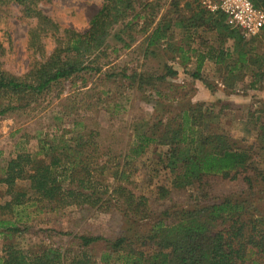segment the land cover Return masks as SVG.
I'll return each instance as SVG.
<instances>
[{"label": "trees", "instance_id": "16d2710c", "mask_svg": "<svg viewBox=\"0 0 264 264\" xmlns=\"http://www.w3.org/2000/svg\"><path fill=\"white\" fill-rule=\"evenodd\" d=\"M132 1L102 0L81 33L60 27L43 13L39 4L49 0H0V13L15 4L20 20L32 22L27 31V70L22 75L0 70V115L27 107L51 88H61L63 82L78 76L110 37L128 47L133 41L132 26L137 24L132 22L140 18L135 14L128 19ZM251 1L264 10V0ZM179 4L180 0H171L152 28V20L144 19L137 30L144 34V53L166 45L173 26L187 33L213 32L208 46L193 49L195 66L189 75L215 93L220 89L216 82H208L201 74L204 62L211 61L225 95L246 77L247 89L264 92V25L258 35L246 37L241 29L226 24L223 13L208 11L200 0L185 3L188 15ZM120 24L119 32L112 33ZM125 31L126 42L121 36ZM48 39L53 47L46 53ZM228 41L231 44L226 45ZM178 50L184 54L183 63L191 58L183 48ZM176 74L166 65L161 75L134 72L127 76L144 100H154L153 117L143 123V131L133 126L135 141L117 156L100 153L98 132L73 122L60 131L45 132L34 152L18 148L0 165L6 198L0 202V235L5 239L0 264H97L83 248L98 241L104 242L101 264H264V103L255 109L252 104L247 111L254 138L236 139L214 125L215 103L223 108L227 102H191L185 88L175 84L160 88L159 83ZM156 147L161 151L155 154L152 170L168 173L170 186L159 185L155 195L147 197L133 179L134 163L149 152L156 153ZM179 202L187 205L179 206ZM26 204H34L38 212L53 213L68 207L108 210L119 206L131 233L113 239L74 234L80 247L77 252L43 246L42 238L36 245L19 246L9 237L31 233V226L18 224L17 208ZM145 221L147 227L137 230L130 224Z\"/></svg>", "mask_w": 264, "mask_h": 264}, {"label": "rangeland", "instance_id": "374dc122", "mask_svg": "<svg viewBox=\"0 0 264 264\" xmlns=\"http://www.w3.org/2000/svg\"><path fill=\"white\" fill-rule=\"evenodd\" d=\"M192 1L180 0L179 5L187 15L190 10L185 3ZM170 2L171 0H133L128 19L135 14L140 18L132 22L137 24L132 26L133 41L128 47H124L122 42L110 37L107 45L91 56L92 63H89V67L78 76L63 82L61 88H51L37 102L0 115V165L13 157L18 148L22 147L34 152L38 138L45 132L60 131L68 128L73 122L81 123L98 132L96 140L101 149L100 153L117 156L135 141L133 126L138 125L139 129L142 128L140 131H143L146 128V124L143 123L151 122L153 117L154 100H144L135 85L130 84L127 76L134 72L161 75L166 65L176 69L177 74L159 83L160 88H168L169 84L185 88L188 92L187 99L191 102H204L207 105L218 100L227 102L229 105L223 108L215 103L214 112L218 113V117L214 125L217 130L229 132L236 139L252 140L255 131L247 117V111L252 104L254 109L262 106L264 92L247 89L249 78L246 77L243 83L232 89L229 95H225L221 90L223 86L217 81L215 66L211 61L204 62L201 74L208 82H216L220 89L215 93H211L208 88H198L197 84L204 85L189 75L195 66L193 49L198 47L204 49L208 46L214 39L213 32L198 30L195 34L189 30L187 33L181 27L173 26L165 41L166 45L163 44L155 49L152 54L144 53V34L137 30L142 26L144 19L152 20V28ZM101 4L102 0H49L47 3L39 4V7L60 27L82 33L87 29L90 18L98 11ZM19 16L15 4L0 13V70L14 75H22L27 70L30 55L27 31L32 26V22L22 21ZM121 27L122 24L117 25L111 32H119ZM125 33L127 32L121 33L123 34L121 36L126 42L128 39ZM45 42V51L49 53L53 42L51 39ZM228 44H231V41L226 45ZM178 47L186 50V56L191 57L185 63H183L184 54L178 50ZM153 149H156V153L149 152L135 161L137 174L132 175L137 188L147 197L154 196L155 189L159 185L170 186L168 173L162 170L154 173L152 170L155 165V154L161 151V148ZM3 192L4 186L0 185V202L6 199ZM29 204L17 208L19 210L17 217L20 218L18 224L25 222L31 226V233L9 237L19 246L36 245V242H41L42 238L43 246L57 245L62 250L77 252L80 247L77 245L78 241L73 239L74 234L100 235L113 239L128 231L127 218L119 206L117 208L112 206L108 210L68 207L60 213H53L46 210L38 212L34 204ZM178 204L187 205L186 202ZM130 224L134 230L141 225L146 227L148 225L146 221ZM38 229L42 231L40 230L41 232L36 235ZM4 241L5 239L0 235V256ZM103 247L104 242L98 241L83 249L91 254L97 264H101L98 259Z\"/></svg>", "mask_w": 264, "mask_h": 264}, {"label": "built area", "instance_id": "2783aa9c", "mask_svg": "<svg viewBox=\"0 0 264 264\" xmlns=\"http://www.w3.org/2000/svg\"><path fill=\"white\" fill-rule=\"evenodd\" d=\"M210 12L220 11L230 27L243 31L246 37L256 36L264 25V10L255 7L251 0H200Z\"/></svg>", "mask_w": 264, "mask_h": 264}, {"label": "crops", "instance_id": "0c3cea01", "mask_svg": "<svg viewBox=\"0 0 264 264\" xmlns=\"http://www.w3.org/2000/svg\"><path fill=\"white\" fill-rule=\"evenodd\" d=\"M205 62H207V61H205ZM220 85L223 86L221 83H220ZM197 87L198 88H206V87L202 86L201 84L200 85L197 84Z\"/></svg>", "mask_w": 264, "mask_h": 264}]
</instances>
